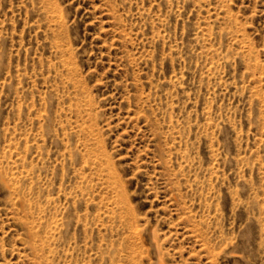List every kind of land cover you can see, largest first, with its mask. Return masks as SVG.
<instances>
[{
  "label": "rangeland",
  "instance_id": "374dc122",
  "mask_svg": "<svg viewBox=\"0 0 264 264\" xmlns=\"http://www.w3.org/2000/svg\"><path fill=\"white\" fill-rule=\"evenodd\" d=\"M0 264H264V0H0Z\"/></svg>",
  "mask_w": 264,
  "mask_h": 264
}]
</instances>
